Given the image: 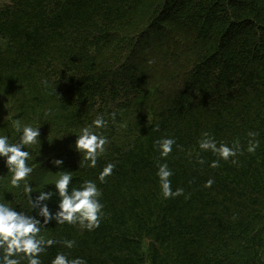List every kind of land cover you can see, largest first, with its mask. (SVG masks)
Returning <instances> with one entry per match:
<instances>
[{
	"label": "trees",
	"instance_id": "trees-1",
	"mask_svg": "<svg viewBox=\"0 0 264 264\" xmlns=\"http://www.w3.org/2000/svg\"><path fill=\"white\" fill-rule=\"evenodd\" d=\"M97 116L107 124L92 131L108 143L94 168L80 166L76 135ZM25 125L40 127L25 146L33 196L55 193L68 172L69 190L94 181L104 206L91 231L42 224L38 238L56 243L41 264L57 253L87 264H264V0H0V135L16 143ZM166 137L175 144L162 158ZM204 139L237 154L223 160L200 149ZM164 163L182 195L163 197ZM11 177L0 158V203L38 213Z\"/></svg>",
	"mask_w": 264,
	"mask_h": 264
},
{
	"label": "clouds",
	"instance_id": "clouds-1",
	"mask_svg": "<svg viewBox=\"0 0 264 264\" xmlns=\"http://www.w3.org/2000/svg\"><path fill=\"white\" fill-rule=\"evenodd\" d=\"M111 116L114 120L115 113ZM106 124L107 121L103 116H97L91 126L84 127L80 134L76 135L74 150L83 155V161L79 162L80 166L84 163L93 168L96 166L98 156L104 152L108 138L92 131V127L101 129L106 127ZM16 130L20 133L19 141L16 143H10L7 135H0V158L3 159L6 168L12 172L11 185L20 187V182L25 181L24 192L28 195L33 209L38 208L39 211L35 215H28L7 203H0V251L3 253L0 255V264H20V259L17 258L20 254H22L21 258H27V264H41L40 253L44 252L46 247H51L56 243L54 239L38 238L42 224L46 226L50 221L59 224L79 223L82 228L91 231L99 227L104 206L100 201L101 191L94 181L86 180L80 187H73L69 190L73 178L68 172L56 180L55 193L41 191L33 196L32 187L26 181V177L33 172V168L28 164L30 152L25 150V146L37 143V138L40 137V127L25 125L22 130L17 126ZM249 135L254 136L255 134L249 133ZM174 144L175 140L171 137L157 141L160 156L167 157L172 152ZM257 146V143L250 142L247 150L254 152ZM199 147L202 150H211L223 160H228L229 157L237 154L235 148L226 144L218 147L214 139L200 141ZM51 163L58 168L63 165V160L54 158ZM211 166L217 167L218 161H213ZM113 168L114 165L109 163L102 169L98 176L101 183L112 174ZM156 174L165 199L183 194V190L179 188L173 191L169 179L173 172L167 163L160 164ZM212 183V180H208L206 186L210 187ZM54 194L58 197V203H56L55 211H52L48 202L52 200ZM63 243L67 248H72L74 245L72 240H65ZM51 264H87V262L80 257L69 259L64 253H57Z\"/></svg>",
	"mask_w": 264,
	"mask_h": 264
}]
</instances>
